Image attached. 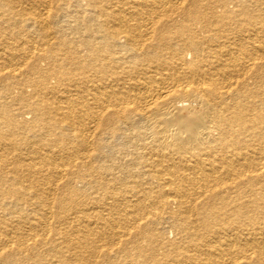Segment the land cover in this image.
Masks as SVG:
<instances>
[{"label": "bare ground", "instance_id": "1", "mask_svg": "<svg viewBox=\"0 0 264 264\" xmlns=\"http://www.w3.org/2000/svg\"><path fill=\"white\" fill-rule=\"evenodd\" d=\"M16 1L0 264H264V0Z\"/></svg>", "mask_w": 264, "mask_h": 264}, {"label": "rangeland", "instance_id": "2", "mask_svg": "<svg viewBox=\"0 0 264 264\" xmlns=\"http://www.w3.org/2000/svg\"><path fill=\"white\" fill-rule=\"evenodd\" d=\"M44 1L48 2V1H50V0H44ZM50 2H51V1H50ZM15 3H16V5H17L18 7H19V6L26 7V6H25L26 4L24 5L23 3L17 2L16 0H15ZM50 7H51V9L55 8V7H56V3H54V2L52 1V4H51ZM60 7H61V5H60ZM60 7H59V8H60ZM43 11H45V10H43ZM21 41H22V40H20V39H15V40H11V39H10V40H9L10 43H12V44L15 43V45H16V44L18 45V43L21 42ZM13 42H14V43H13ZM116 143H117V140H116V141L114 140L113 142L110 143V145L113 146V145H115Z\"/></svg>", "mask_w": 264, "mask_h": 264}]
</instances>
